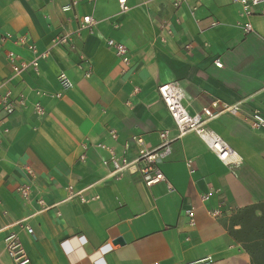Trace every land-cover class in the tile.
Wrapping results in <instances>:
<instances>
[{"label": "crops", "instance_id": "crops-1", "mask_svg": "<svg viewBox=\"0 0 264 264\" xmlns=\"http://www.w3.org/2000/svg\"><path fill=\"white\" fill-rule=\"evenodd\" d=\"M70 2L0 0V97L26 98L15 113L0 111V262L13 264L5 240L16 234L30 264H252L232 222L264 203V131L252 127L254 114L264 116V14L246 18L234 0H128L127 12L117 0H79L65 11ZM84 16L95 23L79 31ZM64 35L71 41L56 44ZM23 36L49 55L38 71L14 76L8 53L33 58L17 42ZM110 39L128 55L110 50ZM60 74L73 87L52 97L61 91ZM170 82L184 87L192 114L216 100L239 107L208 126L242 163L226 166L190 132L160 161L165 181L148 188L139 172L111 176L97 144L122 154L132 143L127 155L134 159L137 138L154 149L164 131L178 135L158 93ZM70 188L87 201L68 199ZM208 192L212 199L202 202Z\"/></svg>", "mask_w": 264, "mask_h": 264}, {"label": "built area", "instance_id": "built-area-1", "mask_svg": "<svg viewBox=\"0 0 264 264\" xmlns=\"http://www.w3.org/2000/svg\"><path fill=\"white\" fill-rule=\"evenodd\" d=\"M84 1L92 3L95 0ZM117 2L121 12H127L129 10L128 0H117ZM234 2L241 6L242 14L246 18H251L256 14H264V0H234ZM78 4L79 0H71V2L64 6L63 9L65 11H72L78 6ZM94 23L95 20L92 16H84L80 24L79 31L90 30ZM216 25L217 22L212 24V26ZM166 26L167 28H170V24H167ZM169 31L171 32V30ZM243 32L245 34L252 32L251 23L248 22L244 24ZM70 41L69 36H59L56 39V44L65 45ZM17 42L32 53L33 58L30 61H27L15 52L8 53L7 57L14 76H18L29 69L38 71L40 60L47 59L49 52L46 51L39 53L37 46L34 43L29 42L25 36L19 37ZM107 46L119 57L124 58L128 55V48L120 42L110 39L107 41ZM215 65L217 67L222 66L218 62H216ZM58 80L61 91L52 95V97L61 98L73 87V84L66 74H60ZM158 93L173 120L178 135L175 138H170L169 131H164L160 134L162 139L161 144L154 149L145 148L144 139L137 138L133 144L139 148V151L138 156L134 159H130L127 155L132 143L125 142L123 144L122 154H119L114 147L106 143L97 144L96 147L106 153V156L102 160V165L110 170L111 176L117 177L126 173L139 172L142 174L148 188H152L153 186L165 181L166 177L159 166L160 161L169 154L170 146L174 141L190 132L198 134L207 148L226 166H238L242 163V159L239 157L237 152L208 126V123L216 119L221 113H236L239 110L237 105L230 106L229 104L216 100L212 102L209 107L204 108L201 113L192 114L186 105L188 97L186 90L179 82L162 84L158 88ZM25 104L26 98L23 95L14 98L12 92L10 91L0 97V111L7 114L15 113L18 109L24 107ZM36 112L39 116L45 115V110L41 104L36 105ZM252 127L256 130L264 131V116L259 113L254 114L252 117ZM109 138L113 142L119 141V136L115 130H111L109 132ZM84 148L86 151L88 150L87 146ZM85 157L86 155L84 154L81 157V160H84ZM187 166L189 167L191 174L196 172L193 166V161H188ZM19 192L22 196L27 198L29 197L30 189L28 186H22L19 188ZM82 193L83 190L75 192L73 188H70L68 199H74L79 196L81 201L86 202L87 200L82 196ZM212 197L213 192L204 193L201 196V200L202 202H209ZM220 213L221 212L217 210L211 212V215L217 217ZM184 214L189 219V225L194 226V209H185ZM27 232L32 234L33 229L27 228ZM5 245L6 251L12 259L13 264H30V259L27 257L22 243L16 234H10L5 240ZM0 264L2 263L0 262Z\"/></svg>", "mask_w": 264, "mask_h": 264}, {"label": "trees", "instance_id": "trees-1", "mask_svg": "<svg viewBox=\"0 0 264 264\" xmlns=\"http://www.w3.org/2000/svg\"><path fill=\"white\" fill-rule=\"evenodd\" d=\"M238 213L237 224L232 222L233 226H240L238 236L244 230H247V234L239 238L233 233L235 239L250 253L252 264H264V203L247 207ZM248 225L249 229H246Z\"/></svg>", "mask_w": 264, "mask_h": 264}, {"label": "rangeland", "instance_id": "rangeland-1", "mask_svg": "<svg viewBox=\"0 0 264 264\" xmlns=\"http://www.w3.org/2000/svg\"><path fill=\"white\" fill-rule=\"evenodd\" d=\"M238 212H239V211H238ZM238 212L234 215V218L236 217V218L234 219V221H233V222H235V224H237V220H238L237 218L239 217V213H238ZM257 216H260V215L257 213ZM236 219H237V220H236ZM237 227H238L237 229L233 230V233H234V235H236V236H238V233H239L240 230H241V228H240L239 225H238ZM246 229H249V225H248V227H246ZM246 234H247V230H244V231L241 232V234H239L238 237H239V238H240V237H244ZM236 236H235V237H236Z\"/></svg>", "mask_w": 264, "mask_h": 264}, {"label": "water", "instance_id": "water-1", "mask_svg": "<svg viewBox=\"0 0 264 264\" xmlns=\"http://www.w3.org/2000/svg\"><path fill=\"white\" fill-rule=\"evenodd\" d=\"M117 242H118V240H117Z\"/></svg>", "mask_w": 264, "mask_h": 264}]
</instances>
